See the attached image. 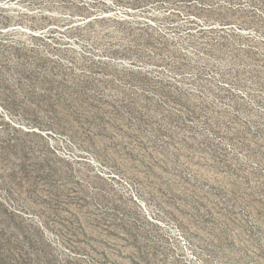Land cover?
<instances>
[{"label":"rangeland","instance_id":"rangeland-1","mask_svg":"<svg viewBox=\"0 0 264 264\" xmlns=\"http://www.w3.org/2000/svg\"><path fill=\"white\" fill-rule=\"evenodd\" d=\"M0 264H264V0H0Z\"/></svg>","mask_w":264,"mask_h":264}]
</instances>
